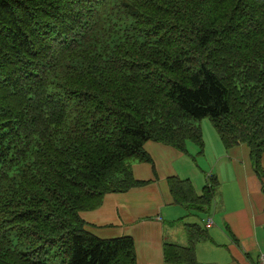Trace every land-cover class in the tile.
<instances>
[{
  "label": "trees",
  "instance_id": "1",
  "mask_svg": "<svg viewBox=\"0 0 264 264\" xmlns=\"http://www.w3.org/2000/svg\"><path fill=\"white\" fill-rule=\"evenodd\" d=\"M204 119L261 178L264 0H0V264H136L132 238H97L80 213L148 183L131 170L148 141L203 157ZM167 184L206 214L219 182ZM183 232L165 263L197 264L208 231Z\"/></svg>",
  "mask_w": 264,
  "mask_h": 264
},
{
  "label": "crops",
  "instance_id": "2",
  "mask_svg": "<svg viewBox=\"0 0 264 264\" xmlns=\"http://www.w3.org/2000/svg\"><path fill=\"white\" fill-rule=\"evenodd\" d=\"M143 149L152 163L131 161V170L136 180L148 183L125 193L106 194L99 208L81 212L80 217L85 222L84 230L97 238H132L136 264H167L163 260V244L186 245L184 225L197 224L185 219L189 211L172 203L167 178L189 179L197 194L204 181L192 160L176 149L152 141L146 142ZM215 149L218 152L211 166L219 185L210 208L212 213L202 219L210 239L196 245L197 264H261L264 154L263 176L259 178L246 145L224 149L216 144ZM208 152L205 148L204 156ZM208 218L212 224L207 228ZM182 221L185 223L180 225Z\"/></svg>",
  "mask_w": 264,
  "mask_h": 264
},
{
  "label": "rangeland",
  "instance_id": "3",
  "mask_svg": "<svg viewBox=\"0 0 264 264\" xmlns=\"http://www.w3.org/2000/svg\"><path fill=\"white\" fill-rule=\"evenodd\" d=\"M198 128L201 131V135H202V139L204 142V150L205 148L209 150V152L207 153V155L200 157L197 159L196 162L192 161L194 163V165L196 166V168L199 170L198 174L201 175L203 181H204V185L207 182V178H209L211 175H213L212 173V166H211V160L214 158L216 151L218 152V150L215 149L216 144L221 145L219 142V138L217 136V133L215 131V129L213 128V125L211 124V122L207 119L201 120L199 122H196ZM189 151L192 152V148L191 146L189 147ZM263 179V178H262ZM199 194V193H198ZM182 207V206H181ZM182 209H185V211H189L191 214L188 212L189 216L185 217V219L189 218V222L191 221H195L198 225H200L201 227H203L204 223L202 221V219H205L207 216L211 215V211L209 210L208 213L206 214H200V213H196L192 210H189L185 207H183ZM180 225H183L185 222H179Z\"/></svg>",
  "mask_w": 264,
  "mask_h": 264
},
{
  "label": "built area",
  "instance_id": "4",
  "mask_svg": "<svg viewBox=\"0 0 264 264\" xmlns=\"http://www.w3.org/2000/svg\"><path fill=\"white\" fill-rule=\"evenodd\" d=\"M211 224H212L211 219H207L206 222H205L206 227H210ZM259 260H260L261 264H264V253H261L259 255Z\"/></svg>",
  "mask_w": 264,
  "mask_h": 264
}]
</instances>
